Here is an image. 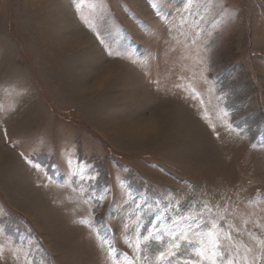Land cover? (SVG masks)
Wrapping results in <instances>:
<instances>
[{"label":"rangeland","instance_id":"1","mask_svg":"<svg viewBox=\"0 0 264 264\" xmlns=\"http://www.w3.org/2000/svg\"><path fill=\"white\" fill-rule=\"evenodd\" d=\"M190 185L231 203L234 244L264 247V0H0V244L124 264L136 231L162 250Z\"/></svg>","mask_w":264,"mask_h":264},{"label":"snow or ice","instance_id":"2","mask_svg":"<svg viewBox=\"0 0 264 264\" xmlns=\"http://www.w3.org/2000/svg\"><path fill=\"white\" fill-rule=\"evenodd\" d=\"M180 23L186 24L188 23V19L182 17ZM190 27L196 28L197 25L193 23ZM198 37L199 33L197 32ZM108 55L119 56L120 53L109 51ZM176 86L180 87V85ZM182 90L187 91L193 99L199 98V94L194 88L184 86ZM217 99L220 98L217 97ZM200 105L203 109L201 119L208 123L214 135L219 138L220 134L216 132V125L209 122L211 114L208 113L207 109H204L202 99L200 100ZM228 115L227 111L219 109L216 113V119L222 122L221 126L227 132L236 131L233 125L227 123L224 119ZM89 180H95V177H89ZM189 187L192 188V191L185 197L187 208L178 219L172 221L171 227H165L164 233L168 237V240L163 244L162 250L159 246L152 247L150 243L152 241H160L163 239L162 237L151 231L147 234L136 231L134 237L131 239L125 236L124 242L133 250V256L129 258L127 254H121L124 256V264H164L170 257H176L180 253L182 245L185 251L191 246L192 253L198 258L186 260L184 264H204V262H207V264H259L261 256L264 254V247H261L257 252H253L252 249L245 247L241 243H233L235 239L233 233L238 235L240 229L228 222L231 216V203L213 202V198L206 191H198L195 186L191 185ZM79 195L85 204L90 203L94 198L88 196L84 188L79 189ZM98 200L102 201L103 197H99ZM208 217L212 218L209 219ZM79 222L82 224L90 223L86 220H80ZM220 222L224 223V227L220 226ZM124 227L127 229L128 224H125ZM261 243L264 244V242ZM105 244L108 245V255L111 257L115 249L108 240H102L98 244V247L102 248ZM30 245L31 240L25 243L14 244L11 239H7L4 244H0V264H5V261L8 259L5 256L6 248L9 250V255L13 259L14 264H26ZM241 249H243L242 255ZM225 253H227L226 258ZM115 264H120V262L116 261Z\"/></svg>","mask_w":264,"mask_h":264}]
</instances>
